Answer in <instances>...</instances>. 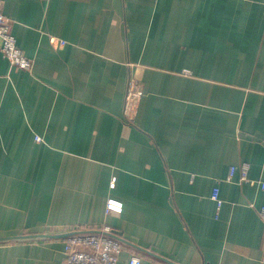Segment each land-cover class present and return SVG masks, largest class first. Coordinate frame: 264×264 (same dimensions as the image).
<instances>
[{"label": "crops", "instance_id": "crops-1", "mask_svg": "<svg viewBox=\"0 0 264 264\" xmlns=\"http://www.w3.org/2000/svg\"><path fill=\"white\" fill-rule=\"evenodd\" d=\"M0 6L33 61L0 50V264H65L75 227L118 264H264V0Z\"/></svg>", "mask_w": 264, "mask_h": 264}, {"label": "built area", "instance_id": "built-area-1", "mask_svg": "<svg viewBox=\"0 0 264 264\" xmlns=\"http://www.w3.org/2000/svg\"><path fill=\"white\" fill-rule=\"evenodd\" d=\"M50 41L57 47L66 44L65 41L51 37ZM0 50L3 56L8 59L12 66L19 69L31 71L33 61L29 59L17 46L15 37L12 34V21L1 11L0 6ZM141 93L136 91L135 94ZM40 141V138H37ZM236 167H231L228 180L235 174ZM242 181L247 180L248 165H241ZM114 184V183H113ZM264 188V184L262 185ZM211 198L217 203L220 209L222 200L219 195V187L216 186ZM120 203L109 200L107 203L108 212H120ZM260 216L264 221V206L259 210ZM65 264H118L120 255L128 247L127 243L120 239L110 227H88L72 228L65 231ZM128 264H142L138 254H132Z\"/></svg>", "mask_w": 264, "mask_h": 264}, {"label": "water", "instance_id": "water-1", "mask_svg": "<svg viewBox=\"0 0 264 264\" xmlns=\"http://www.w3.org/2000/svg\"><path fill=\"white\" fill-rule=\"evenodd\" d=\"M62 236H63V235H62ZM62 236H61V237H62ZM63 237H65V235H64Z\"/></svg>", "mask_w": 264, "mask_h": 264}]
</instances>
